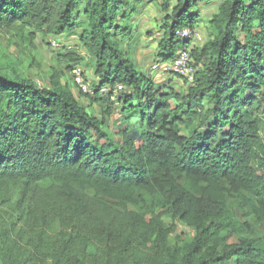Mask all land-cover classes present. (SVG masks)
I'll use <instances>...</instances> for the list:
<instances>
[{"label": "trees", "instance_id": "1", "mask_svg": "<svg viewBox=\"0 0 264 264\" xmlns=\"http://www.w3.org/2000/svg\"><path fill=\"white\" fill-rule=\"evenodd\" d=\"M171 1L159 42L167 61L192 46L177 32L196 29L194 10L218 2L208 41L190 49L202 69L176 105L120 37L136 12L129 0H0V32L17 46L78 35L101 80L94 94L78 91L91 108L108 100L97 116L63 80L81 65L76 52L59 54L66 68L50 86L0 62L2 264H264V135L253 111L264 0ZM121 103L146 126L116 139L106 126ZM177 223L190 241H172Z\"/></svg>", "mask_w": 264, "mask_h": 264}, {"label": "rangeland", "instance_id": "2", "mask_svg": "<svg viewBox=\"0 0 264 264\" xmlns=\"http://www.w3.org/2000/svg\"><path fill=\"white\" fill-rule=\"evenodd\" d=\"M130 8L136 7V12L133 16L122 21L121 25L131 28L130 31L126 30L124 34H121V38L126 40L125 47L130 55L133 56L137 62V68L141 73H144L146 77L151 78L157 85V89L167 91L174 97L172 99L173 105L178 104V100L175 94H186L191 85L184 78L171 73L168 69L171 60H164L162 51L159 47V42L163 37L165 23V17L170 12H164L163 2L164 0H129ZM174 7L176 0L170 2ZM218 2L215 1L211 4H202L195 12H198L203 20H200V16L196 24L195 33H197L191 39L192 46L190 49L197 46H202L209 39V33L207 28V19L217 11ZM82 22V20H80ZM83 27L78 29V33L82 31ZM114 30V29H113ZM18 38H13L10 34L0 32V62L16 65L17 70L35 79L40 85L50 86L51 75L54 69H65L66 64L58 65L57 59L59 54L67 51H73L78 53L82 57L81 66L85 74V78L93 85L101 83L100 78L95 74L92 58L88 54L86 48L80 43L78 35L73 37H64L63 35H48L37 34V38L34 41V47L28 44H22L17 46L16 42ZM54 40L60 42L59 46L53 44ZM16 41V42H15ZM159 66L154 69V65ZM197 66V71L201 70L200 65ZM63 80L70 83L74 89L76 95L81 99L83 104L97 115L101 116L102 109L108 106V100L105 98L101 103H96L91 108L89 105V96L80 94L78 88L74 85V77L71 72H68L63 77ZM107 87V86H106ZM108 88H110L108 86ZM262 95L259 94V99L262 101L258 108H254L255 115L261 121L262 134L264 135V86L262 87ZM108 93V92H103ZM126 109V110H125ZM132 112L124 108L121 103L114 108V114L107 121V130L111 137L116 139L121 138L120 132L125 130H132L139 128L141 125L146 126L145 123L139 118L132 116ZM138 145V144H137ZM48 185V183H44ZM238 214L241 215L239 209ZM166 223H171V219L167 218ZM194 231L182 224L177 223L176 231L173 235V242L184 243L190 241L194 236ZM178 238H180L178 240ZM237 236L231 238L230 241H236ZM0 264L2 262L0 261Z\"/></svg>", "mask_w": 264, "mask_h": 264}, {"label": "built area", "instance_id": "3", "mask_svg": "<svg viewBox=\"0 0 264 264\" xmlns=\"http://www.w3.org/2000/svg\"><path fill=\"white\" fill-rule=\"evenodd\" d=\"M177 34L182 38L194 39L193 37L197 34L195 30L191 28H184L179 30ZM53 44L55 46H59L60 42L58 40H54ZM159 64L154 65V69H156ZM168 69L171 73L176 74L188 82L192 83L195 81L197 66L191 55V50L188 47L181 48L176 57L170 62ZM74 82L76 83L78 89L84 94H94V89L92 84L86 80L84 76V71L81 65H76L71 71ZM122 90V86H117L113 93V99H117L118 93ZM111 88L105 87L102 92H109Z\"/></svg>", "mask_w": 264, "mask_h": 264}, {"label": "crops", "instance_id": "4", "mask_svg": "<svg viewBox=\"0 0 264 264\" xmlns=\"http://www.w3.org/2000/svg\"><path fill=\"white\" fill-rule=\"evenodd\" d=\"M216 9H217V7H216ZM201 18H203V16H202V17L200 16V20H201ZM210 18H211V17H210ZM210 18H208V19H210ZM208 19H207V20H208ZM202 20H203V19H202ZM72 90L74 91V89H73V88H72ZM75 94H76V93H75Z\"/></svg>", "mask_w": 264, "mask_h": 264}]
</instances>
